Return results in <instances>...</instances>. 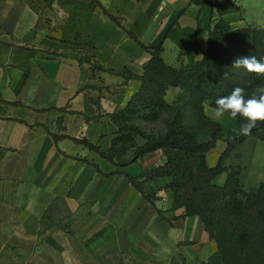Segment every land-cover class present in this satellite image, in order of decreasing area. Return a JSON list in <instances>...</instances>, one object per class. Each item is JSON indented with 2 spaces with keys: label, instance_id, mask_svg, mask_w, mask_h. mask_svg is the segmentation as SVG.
I'll list each match as a JSON object with an SVG mask.
<instances>
[{
  "label": "crops",
  "instance_id": "1",
  "mask_svg": "<svg viewBox=\"0 0 264 264\" xmlns=\"http://www.w3.org/2000/svg\"><path fill=\"white\" fill-rule=\"evenodd\" d=\"M217 17L264 27V0H0V264H205L217 254L201 218L174 208L170 178L144 194L132 184L164 164L162 150L118 166L74 140L107 152L111 114L151 58L143 45L162 46L169 65L195 64ZM211 109L226 133H242ZM252 139L225 158L247 189L264 181L238 161ZM226 148L218 141L209 165Z\"/></svg>",
  "mask_w": 264,
  "mask_h": 264
},
{
  "label": "trees",
  "instance_id": "2",
  "mask_svg": "<svg viewBox=\"0 0 264 264\" xmlns=\"http://www.w3.org/2000/svg\"><path fill=\"white\" fill-rule=\"evenodd\" d=\"M143 46L151 58L139 77V90L125 107L111 114L117 131L109 150L102 152L87 139L74 140L118 166L142 162L162 150L164 164L129 177L132 184L144 194L146 182L170 178L167 187L174 208L184 207L187 215L199 216L217 242V254L205 264H264V181L247 189L240 168L225 165V158L248 138L264 141V121H257L247 134L233 137L205 111L236 87L246 97L264 88V74L232 66L241 56L264 61V27L237 26L214 18L206 52L192 65H169L162 46ZM171 89L178 90L173 100ZM236 118L243 127L248 124L246 118ZM220 140L227 148L211 166L208 153ZM223 173L226 179L218 184L216 178Z\"/></svg>",
  "mask_w": 264,
  "mask_h": 264
},
{
  "label": "clouds",
  "instance_id": "3",
  "mask_svg": "<svg viewBox=\"0 0 264 264\" xmlns=\"http://www.w3.org/2000/svg\"><path fill=\"white\" fill-rule=\"evenodd\" d=\"M232 66L264 74V61L254 56L237 57L233 60ZM258 92L259 94L246 97L244 90L236 87L227 96L215 100V107L210 110L211 115L216 119H222L226 114L231 119H235L238 115L246 118L248 124L241 131L247 134L256 126L257 121H264V88L259 89Z\"/></svg>",
  "mask_w": 264,
  "mask_h": 264
},
{
  "label": "rangeland",
  "instance_id": "4",
  "mask_svg": "<svg viewBox=\"0 0 264 264\" xmlns=\"http://www.w3.org/2000/svg\"><path fill=\"white\" fill-rule=\"evenodd\" d=\"M246 149L249 150L248 159L244 158L243 161V158H238V161L244 163L248 160V175L264 174V141L258 138L252 139L246 143L245 150ZM216 181L218 183L220 182L218 178Z\"/></svg>",
  "mask_w": 264,
  "mask_h": 264
}]
</instances>
